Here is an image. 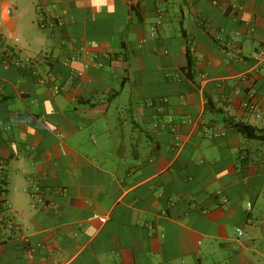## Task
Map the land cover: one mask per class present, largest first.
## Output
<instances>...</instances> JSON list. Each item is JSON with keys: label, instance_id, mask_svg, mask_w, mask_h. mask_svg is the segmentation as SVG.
<instances>
[{"label": "crops", "instance_id": "crops-1", "mask_svg": "<svg viewBox=\"0 0 264 264\" xmlns=\"http://www.w3.org/2000/svg\"><path fill=\"white\" fill-rule=\"evenodd\" d=\"M263 51L264 0H0V264H264Z\"/></svg>", "mask_w": 264, "mask_h": 264}, {"label": "built area", "instance_id": "built-area-1", "mask_svg": "<svg viewBox=\"0 0 264 264\" xmlns=\"http://www.w3.org/2000/svg\"><path fill=\"white\" fill-rule=\"evenodd\" d=\"M88 46H89V44H85V45H83V46L81 47V52L88 56V60H89V62H93L95 56H94L92 53L89 52V50H88ZM30 58H31V57H27L26 59L29 60ZM256 60H257V62H259V63L264 62V51H263V52H259V53L257 54V56H256ZM79 75H81L80 72H77V73L73 72V73H67V74H65L64 81H63L61 84L54 86L53 89H52V92H53L54 94H60V93H62V92L67 91L69 84L75 80L76 76H79ZM41 82H42V80H41ZM247 106L249 107V109L254 110V107H253V106L248 105V104H247ZM36 191H37V189H36ZM250 207H251V205H250L249 203H247V209H248V210L250 209ZM100 221H101V222H104V221H105V217L100 218ZM7 227H8L9 229H13V228H15V227H14L13 225H11V224H8ZM236 232H237V235H238V236H245V237H247V234L244 233L240 228H237V229H236Z\"/></svg>", "mask_w": 264, "mask_h": 264}, {"label": "trees", "instance_id": "trees-1", "mask_svg": "<svg viewBox=\"0 0 264 264\" xmlns=\"http://www.w3.org/2000/svg\"><path fill=\"white\" fill-rule=\"evenodd\" d=\"M236 128L247 139L264 141V130H256L255 128L244 123H237Z\"/></svg>", "mask_w": 264, "mask_h": 264}]
</instances>
